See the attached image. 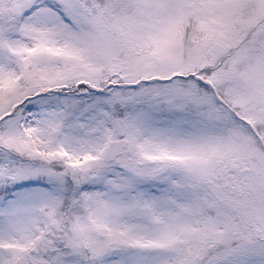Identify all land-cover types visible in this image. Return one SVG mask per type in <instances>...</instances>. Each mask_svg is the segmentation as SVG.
I'll return each mask as SVG.
<instances>
[{
    "label": "snow or ice",
    "instance_id": "snow-or-ice-1",
    "mask_svg": "<svg viewBox=\"0 0 264 264\" xmlns=\"http://www.w3.org/2000/svg\"><path fill=\"white\" fill-rule=\"evenodd\" d=\"M0 264H264V0H0Z\"/></svg>",
    "mask_w": 264,
    "mask_h": 264
}]
</instances>
